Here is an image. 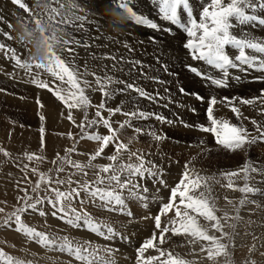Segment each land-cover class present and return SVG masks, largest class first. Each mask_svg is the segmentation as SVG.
Segmentation results:
<instances>
[{
  "label": "rangeland",
  "instance_id": "1",
  "mask_svg": "<svg viewBox=\"0 0 264 264\" xmlns=\"http://www.w3.org/2000/svg\"><path fill=\"white\" fill-rule=\"evenodd\" d=\"M226 2H228V0H226L225 3ZM24 3L37 14L35 17L45 18V20H43V25L46 27L44 29L45 31L40 32L42 37H40V39H36L37 34L35 31L37 30L38 23L35 22V17L29 15V13L23 8L14 4L12 0H0V43L6 46L4 49H0L2 51V67H0V99L2 100V103H0V148L5 149L9 153L8 156H5L3 152H0V208L5 209L4 213H0V249H3L5 253L11 255L12 257L31 261L32 264H78L73 257L60 253L55 249L43 248L35 242L29 241L24 235L17 233L14 230V227L7 228L2 223L3 217H5L7 213L12 212L15 207L19 206L16 196L19 193L23 196V189L27 188L31 195H36L31 192V189L35 186V182L39 179V172L49 174L53 177V179L56 178V167L61 166V161H57L56 164H53L52 161L56 159L57 153H59L61 157L65 156L66 149L71 148L75 143L77 151L68 154L70 159L87 163L89 154L98 147L96 142L89 141L87 139H79L81 130L69 121H67L65 127L59 126V128H44V143L43 147L41 146V132L38 126V122H41V115L39 114L34 119H31L29 116H22L20 114L21 105H24L25 99L30 97L29 94L26 95V97H23V95L21 96L19 94L20 90H24L25 93L30 92L31 90L29 84H31L32 81L24 75L21 76L12 74L10 70L6 68V65L4 64L7 63L9 64V67H17L15 59L11 58V53H7V49H15L16 55L20 58L21 62L23 63L24 61H27L31 65L30 68L26 69L32 76H36L40 80L48 82L49 85L51 84L56 88L62 89L65 94H67L69 86L66 83L62 84V82L58 79L56 81V78H54L51 73L44 68V66H47L52 59L60 56L70 68H74L82 74V80L86 79L89 82L91 88L86 89V94L89 96L94 105H98L102 100V96L98 90H95L97 88L95 77L91 75V73H95L96 76L101 78L107 75L111 76L114 80L132 83L136 87L144 89L149 95H151L150 90L153 87L149 83V79H152V77L151 74L146 72L149 64L142 61L143 55H140L138 45L134 46L137 39L130 36V34L137 29L142 30L149 28L136 25L135 22L131 20L126 22L125 14L127 13L122 11V9L116 5L114 0H109L108 4H104L103 0H61L60 4H50L47 0H24ZM190 5L194 6V9L193 6L190 7L193 9L194 17L199 20L200 18L198 17L200 16L198 15L201 13L202 7L209 6L210 0H190ZM68 6L76 7L78 9L76 11L77 15H86V21L83 23L82 29L77 27L80 23L79 21L76 22V25L60 23V21L66 16ZM51 7L57 8L58 18L52 17L50 19L48 9ZM139 8L141 12L138 11V14L142 13L148 16L142 11V6H139ZM61 9H63V11ZM134 10L137 11L136 9ZM253 14L264 15V12H261L260 9L257 8ZM54 24L55 26L62 24L65 25L66 28L63 31H59L54 28ZM243 27L247 33H252V35H254L255 32L257 34L258 32L264 31V25H259L258 23ZM174 30L175 29L172 28L171 32H167V30L166 32L171 37H175L176 39H178L176 35L183 34V37L180 38V41L183 42H186L187 39H189L183 30L178 27H176V32ZM9 33L12 38H8ZM147 37V39L151 40L153 43L159 42L158 44H161V46H166L167 44L165 39L155 36V40L153 41L151 39L153 36L150 35L149 37L148 35ZM68 40L70 43L67 45L65 41ZM73 40H78L80 45L78 46L71 43ZM83 45L89 46L84 47ZM171 47L172 45L168 46L167 50L164 52H167V54L169 52V54H171ZM135 55H139L141 58H133L132 56ZM112 57H114V59ZM137 61L139 63L134 64V62ZM36 64H39L42 67L37 68L35 66ZM180 68L181 70L176 69L173 72H170L171 70H168V68L167 71H165V67H162V70L164 69L165 74L169 73V76L178 78L181 81L178 84L184 86L183 79L186 77L183 74L181 75L180 72L189 71L185 68V64L183 63L180 64L179 69ZM86 70L89 74L85 76L83 73ZM159 72L161 71L159 70ZM253 73L254 72H251L248 75L251 76ZM157 81L158 83H160V81L164 82V80H161V77ZM254 81L255 79L252 80V82ZM160 84L162 86L163 83ZM110 88L124 89V84H112L110 85ZM156 89H158L159 95L169 94L170 96V93L174 90L171 88V90L165 89L160 91L161 89L158 88V86H156ZM176 89L177 88L174 90L175 92L177 91ZM185 89L189 92V88ZM197 92L200 95L203 94L202 96L205 95L204 92L201 91H192L190 93ZM228 94L230 95L231 93L228 92ZM229 95L226 96L229 98L234 97ZM237 95L239 96L238 93ZM245 96L250 95L243 94V97ZM146 99L147 98L140 97L138 93L133 90L125 89L123 92H117L114 95V98L107 100V103H109L108 101L112 102L115 100V103L124 104L128 111L136 110L138 108L140 110L158 114L161 110L159 107L160 104L159 106H156L151 102L153 107L151 109H147L148 102ZM205 99L203 101H205ZM57 108L58 107H56V109ZM49 109L53 108L49 106ZM94 111V108L89 109L90 119ZM80 113V118L77 122L83 118V113ZM104 114L107 115L106 113ZM117 116H119V114L113 117L114 121H123L126 119L125 116ZM237 120L242 125L240 120ZM132 124L134 127L143 129L144 132L142 134L135 132L131 133L129 132V128L126 127L121 129V131L125 133L127 137L123 135L122 138L119 135V139L125 143H129L131 140V152H139L144 155L147 161L154 162L158 165L162 169V177L167 184V187L161 185L159 177H149L148 179H140L138 181L142 187L147 185L148 191L144 195H146L147 200L149 201L146 200V202H150L151 204L155 203L148 209L145 204L137 206L129 202L132 211L135 214L134 219L129 220L127 217L118 213L98 212L84 193H81V197L85 201L83 204L80 203L79 199L73 202V207L78 210L85 209L96 219L111 222L125 237H128V239H117L110 243L109 241H106L84 230L83 228L76 229L68 226L60 219L51 215L52 209L47 204L43 205L44 210L49 213L47 216L42 217L37 213L29 211L24 215V221L30 226L36 227L40 231H44L58 237L67 235L74 241H79L81 243L84 241H91L93 245L115 247L118 249L114 257L116 258L115 260L117 261V264H137V248L146 239L150 238L154 232L158 234L159 230L155 228L153 217L159 213L162 204L168 202L170 188L176 186L179 182L182 173L185 170L183 167H185V164L187 163L190 170H195V172L206 178L207 183L212 190L211 194L214 198L217 216L223 217L225 213L228 214L229 218L226 221L222 220V223L224 224L223 230L227 232L229 236L223 238L221 241L227 245V255H220L214 260H209L207 258V251H201V247L208 246V242L197 241L195 243H189V240L191 239L190 237L183 235L173 236L171 233L167 234L166 242L163 245L164 250L166 252H171L173 255L186 261H191L192 264H264V175L252 172L249 173V185L260 189V191L255 194H247V202L243 206L239 204V201L245 194H242L238 190H234L232 193H229L228 191L231 189L226 186L229 178L222 175L223 173L238 171L246 162H250L253 166L258 168H264V152L256 150V147L252 148L249 146L247 159H239L237 161L233 160L235 153H231L229 150H226V152H218L217 155H212L208 152L202 154L201 157H193L190 161H187L186 159V161L181 162L182 164L179 160H177L175 166L180 164V167L183 169L180 168L174 170L170 165V162H165L164 158L169 157L175 161L178 152L165 150L164 146L160 145L159 142L153 140L151 135L147 134L149 131H152L155 133H162L164 135L165 127L163 124L161 123L159 125L158 120L154 118H149L147 120L133 119ZM205 124V120H199L196 122V126ZM96 130L97 129L95 128L86 129V131L89 132ZM98 130L103 134H107V130L103 127H100ZM69 132L73 133L75 140L68 137L67 134ZM208 137H211V134L198 138L207 143ZM136 141L140 144L143 143L146 146V151L133 148V143ZM113 151L114 149L110 146L106 149L104 156L97 158L93 161V163H110L106 157L111 155ZM25 153H35L37 156L43 157L44 159L29 162L24 155ZM22 156V161L29 165V170H26V173L23 176L22 172L19 171L18 168V165L21 164L20 158ZM188 156L190 155H187V158ZM123 160L128 161L127 153L123 155ZM131 162L138 163L135 156L132 157ZM116 163L119 164L120 161H117ZM32 167L37 168L38 173H33L30 170ZM63 167L65 171L59 174L60 179L67 180L68 176L72 173H76L75 175H72L73 180L92 181L95 179L96 169L94 168L86 169L88 174L87 176H84L83 174L77 172V170L73 169L70 165L63 164ZM49 170H51V172H49ZM231 179L237 186H243L245 183L243 174L237 177H232ZM52 186L55 187L56 185L53 184ZM60 187L61 190H67L68 188L67 185ZM72 187H76V185L73 184ZM46 189L47 185L41 184L39 195H52V193L47 192ZM15 193L16 195H12ZM151 198L152 200H150ZM237 208H239V218H236ZM173 218L174 212H170L167 215L162 216V225H169V222ZM200 223L209 229L210 234L220 237V232L211 229L210 224L204 221L203 218H200ZM99 254L102 256L105 255L103 251ZM156 255H158V252L154 249H149L145 253V256ZM0 264H3V262L0 261Z\"/></svg>",
  "mask_w": 264,
  "mask_h": 264
},
{
  "label": "snow or ice",
  "instance_id": "2",
  "mask_svg": "<svg viewBox=\"0 0 264 264\" xmlns=\"http://www.w3.org/2000/svg\"><path fill=\"white\" fill-rule=\"evenodd\" d=\"M12 2L23 8L29 15H36L32 13L27 4L24 3V0H12ZM49 2L50 4H60L61 0H49ZM114 2L128 14L130 20L134 21L136 25L144 26L154 31H172L171 27L162 28L152 18L144 14H138L134 10L133 0H114ZM150 6L155 7L157 19H162L170 25L178 27L189 37L183 47L189 50V55L193 61L202 62L207 67L200 68L192 64H186L185 68L206 81L209 86L227 88L230 80H240L241 77L233 75L231 70H238L241 73H248L250 70L264 72V38L256 40L254 36H249L246 31H242L237 36L232 31L236 27L250 26L256 23L264 25V15L253 14L257 8L264 12V0H228L226 3L225 0H210V5L202 8L199 20L193 15L190 0H150ZM77 10L76 7L68 6L66 16L60 23L76 25V22L79 21L80 23L77 27L82 29L83 23L86 21V15H77ZM48 12L50 13V19L58 16L57 8L51 7ZM35 22L38 23L39 19L37 18ZM8 38H12L10 33ZM151 39L154 41L155 37H151ZM65 43L68 45L70 41H65ZM71 43L80 45L78 40H73ZM83 46L88 47L89 45ZM5 47V45L0 44V49ZM228 47H231L236 52L234 56L229 54L227 51ZM7 53H11V58L15 59L17 66L31 67L27 61L21 62L16 55L15 49H7ZM112 58L114 59V57ZM35 66L37 68L42 67L39 64ZM164 67L165 71H167V66L165 65ZM44 68L54 78L61 81L62 84L66 83L69 86L67 94L62 89L50 86L48 82L43 80L33 79L32 82L42 89H48L64 106L67 110L68 121L81 130L79 139L96 142L98 147L89 154L87 163L70 159L68 154L77 151L75 143L71 148L66 149L65 156L61 157L57 153L56 159L52 161L53 164L61 161V166L56 167V178L53 179L51 175L39 172V179L31 189V192L36 195H31L27 188L23 189L24 195L17 197L19 206L15 207L12 212L7 213L3 217L2 223L7 228L14 227L17 233L24 235L29 241L35 242L43 248L55 249L60 253L73 257L78 264H117L114 257L118 249L115 247L93 245L91 241L81 243L74 241L67 235L58 237L30 226L24 221L23 217L29 211L42 217L47 216L49 213L43 208V205L47 204L52 209L51 215L68 226L76 229L83 228L110 243L117 239H128L111 222L98 220L85 209L78 210L73 207V202L79 199L80 203L83 204L85 201L81 197V193H84L98 212L118 213L129 220L134 219L135 214L129 202L146 201L147 197L144 194L148 191L147 185L142 187L138 181L149 177H159L161 185L167 187V184L163 180L162 169L154 162L147 161L143 154L131 152V140L129 143H125L119 139V133L121 129L127 127L133 128L135 133L142 134L144 130L134 127L132 124L133 119L147 120L154 118L161 123L169 124L172 121L162 115L138 108L125 112L119 106L114 108L107 106V100L114 98L117 92H123L125 89L133 90L140 97L153 101L157 99L159 93L156 96H150L147 91L136 87L132 83L114 80L107 75L101 78L96 76L95 73H91L95 77L97 86L95 90H98L102 96L101 102L98 105H94L86 94V89L91 88L89 82L86 79L82 80V74L74 68H70L60 56L52 59ZM209 68L211 70H208ZM88 74L87 70L83 73L85 76ZM255 79H264V77H256ZM160 83L164 82L160 81ZM112 84H124V89H111L110 85ZM179 91L184 95H195L196 99L201 101L205 99L198 92L188 93L182 86L179 87ZM236 101L243 105L259 103L261 105L260 114L264 115V89L261 90V94L258 97L249 99L222 97L218 100L215 95H212L207 101V119L210 121V126L199 125L201 131L214 135L217 145L233 152L246 150V146L255 144L258 140L264 141V125H261L257 120L251 119V123L255 126L257 132V135H251L244 126L233 124L226 119L220 120L214 116V107L218 103H226L237 119H246L242 116L240 108L236 106ZM93 108L95 111L90 119L89 109ZM74 110L83 113V118L79 122L73 115ZM192 111H195V109H192ZM105 112H107V115L104 114ZM117 114L125 116L126 119L114 121L113 117ZM40 120L43 122L45 117L41 115ZM100 127L106 129L107 134L101 133L98 130ZM93 128L97 130L86 131V129ZM40 132L41 146L43 147L45 129L41 127ZM147 134L151 135L155 141L165 138L152 131ZM67 135L75 140L73 133L69 132ZM110 146L114 149L113 153L106 157L110 163L94 164L93 161L103 157L106 149ZM0 152H3L5 156L9 155L3 148H0ZM125 153L128 155V161L123 160ZM24 155L29 162L44 159L35 153H25ZM133 156L136 157L138 163L131 162ZM117 161H120V163L117 164ZM63 164L70 165L84 176L88 174L86 169L94 168L96 169L95 179L92 181L73 180L72 175L76 173L70 174L67 180L60 179L59 174L65 171ZM24 169L29 170V165L25 164ZM30 170L33 173H38V169L35 167ZM250 172L264 175V168H258L250 162H246L238 171L222 174L229 178L226 185L229 189L238 190L245 194L239 201L241 206L247 202V194H254L260 191V189L249 185ZM241 174H243L245 183L243 186H237L231 178ZM41 184L47 185L46 191L52 193V195L40 196ZM53 184L56 186L53 187ZM73 184L76 187H72ZM63 185L68 186L67 190H61L60 186ZM211 193L212 190L206 178L195 172V170H190L189 165L186 163L181 179L176 186L170 188L168 202L163 203L159 213L153 217L155 228L159 230L158 234L154 232L150 238L146 239L137 248V264H192L191 261H186L164 250L163 245L169 233L173 236L183 235L190 237L189 243L197 241L208 242V246H202L201 251H207L209 260H214L220 255L226 256L227 245L221 241L223 238L228 237L229 234L223 230L224 224L222 220L226 221L229 217L227 213L223 217L217 216V209ZM4 212L5 209L0 208V213ZM170 212H174V218L169 222V225H162V216ZM236 212V218H239V208L236 209ZM200 218L208 222L211 229L220 232V237L210 234L209 229L200 223ZM149 249L156 250L158 255L145 256ZM101 251L105 255H100ZM0 261L3 264H32L31 261L12 257L5 253L3 249H0Z\"/></svg>",
  "mask_w": 264,
  "mask_h": 264
},
{
  "label": "bare ground",
  "instance_id": "3",
  "mask_svg": "<svg viewBox=\"0 0 264 264\" xmlns=\"http://www.w3.org/2000/svg\"><path fill=\"white\" fill-rule=\"evenodd\" d=\"M47 1H49V0H47ZM103 2H104V4H108L109 0H103ZM133 3L135 5L134 9H136L137 12L140 11L139 6H142V8L144 9V10L142 9V11L145 12V14H147L155 22L160 24V26L162 28L167 29V28L171 27V28H174L175 29L174 31L176 32L175 26L170 25L168 22H165L162 19H157V12H156L154 6H150V0H133ZM190 6H193V5H190ZM45 9H44V11H45ZM193 9H194V6H193ZM61 10L63 11V9H61ZM31 11H32V13L36 14L33 10H31ZM197 15H198V13H197ZM198 16H200V14ZM33 17H35V15ZM56 17L58 18V16H56ZM37 18L39 19V22L37 24L38 27H37V30L35 32L37 34L36 39H40V37H42V34H40V32L45 31L44 29L46 27V26L44 27V25H43V23H44L43 20H45V18L44 17L43 18L35 17V21ZM198 18H200V17H198ZM53 26L55 29H57L59 31H63L66 28V26L62 25V24L61 25L59 24L56 26L54 24ZM232 31L234 34L239 36L242 31H245V28L243 26L236 27ZM167 32H166V30L165 31H154L151 29H142V30L137 29L136 31L133 32L134 34L132 33V34H130V36L137 39V41L134 43V46L138 45L139 53H140V55H143L142 61L149 64L146 72L148 74H151L152 79H149V83L153 87L150 90V94H151L150 96H156V94L158 93V89H156V86H158V88L161 89L160 91H163L165 89L171 90V88H173L175 90V88H177L176 92L173 90V92L170 93L171 96L169 94H168L169 96L166 94H162V95H159L157 97V99L154 101L146 99L148 102L147 109H151L153 107L151 102L153 104H155L156 106H159V104H160L159 107L161 110L159 111L158 114L162 115V116L166 117L168 120L172 121L171 124L162 123L163 126L165 127L164 128L165 129L164 135L162 133H157V134L164 136L165 138L160 140V141H157V142H159L160 145L164 146V149L167 151H177L178 152V154L176 156L177 158L175 161H174V159H170L169 157L164 158V161L170 162V165L173 167L174 170H176V169L181 168L180 164L175 166V163L177 160H179V162L181 163V162L186 161V159H187V161L188 160L190 161V159L193 157L194 158L195 157H201L202 154L208 153V152H209V154L211 153L212 155H217L218 152H222V151L226 152L227 149H224L223 147L216 144V140H215L214 135L211 133L201 131L199 126H196V122L199 120H202V121L205 120L206 124L204 126H210V121L206 118V112H207V107H208V103H207L208 98L212 95H215L218 100L224 96L227 97L226 95H229L228 92L231 93L229 96L240 97V98H245V99L258 97L261 94V90L264 89V79H255V78L256 77H264V72H256L254 70H250L248 73H241L238 70H231L233 75L241 77L240 80H238V81L237 80H230L229 87H227V88H216L214 86H209L206 81L202 80L201 78H199L197 76H194L193 74H191L189 72H186V71L182 72L181 71L180 74L181 75L183 74L186 78L183 79L184 86L181 84H178L181 81L178 78H174L173 76H169V73H166V74H168V75H166L164 69L162 70V67H164L166 65L168 70L170 69L171 70L170 72H173L176 69L181 70V68L179 69V66L181 63H183L185 65L186 64H192V65L198 66L200 68H206L207 66L204 65L202 62L193 61L191 59V57L189 55V50H186L183 47L185 42L180 41V38L183 37V34L176 35V37L178 38V39H176L175 37H171ZM247 34L249 36H254L256 40H261L262 38H264V31L258 32L257 34L255 32L256 36H255V34L252 35V33H250V34L247 33ZM148 35H149V37L151 35L153 37L156 36L158 38L165 39L167 41L166 46H161V44H158L159 42L153 43L151 40L147 39ZM126 37H127V35H126ZM123 43H125V42H123ZM131 45H132V43H131ZM171 45H172V47H171L172 52L170 51L171 54H169V52H168V54H167V52L165 53L164 51L167 50V47L171 46ZM133 47H132V49L134 50ZM227 51L232 56H234L236 54V52H234L231 49V47H228ZM132 57L133 58L139 57V55H137V56L135 55ZM139 58H141V56ZM92 59H94V58H92ZM4 65H6V68H8L12 74L21 75V76L24 75L25 77H27L31 81H33V79L40 80L38 77L32 76L26 68H23L20 66L9 67L8 63L4 64ZM129 65H131V64H129ZM0 67H2V51L1 50H0ZM152 69H154V70H152ZM159 70L161 72H159ZM208 70H211V69L209 68ZM28 72H29V74H28ZM251 72H254L253 75H251V76L248 75ZM160 77H161V80H164V83L162 84V86L157 81L158 79H160ZM253 79H255L254 82H252ZM52 81L54 83H56L54 80H52ZM56 81H57V79H56ZM29 85H30V90H31L30 92L25 93L24 90H20V93H19L21 96L23 95V97H26V95H28V94L30 95V97H28V99H25L24 105L23 104L21 105L20 114L22 116H24V115L29 116V117H31V119H34L39 114L45 116V121L38 122L39 128H41V127H43V128H48V127L49 128H59V126L65 127L66 126L65 124H67L68 119H67V110L64 108V106L60 102L57 101L55 96L48 89H42V88L38 87L36 84H34L33 82ZM54 85H58V84H54ZM181 86L184 88H187V89L189 88L188 93H190L192 91L204 92V94H205L204 97L206 98L205 101L198 100V99H196V97L194 95H191V94H188V95L181 94L179 91V87H181ZM190 90H192V91H190ZM237 93L239 94V96L237 95ZM243 94L250 95V96L243 97ZM133 95H134V92H133ZM133 97H132V99H133ZM37 101H39V103H37ZM108 102H109V103H107L108 107L114 108V107L119 106L123 109V111H128V109H126V106L122 103H115L116 102L115 100L112 102L111 101H108ZM0 103H2L1 99H0ZM41 105H42V107H41ZM49 106H51L54 110L49 109ZM236 106L240 108L242 116L246 118V119H239L240 122L242 123V125L248 130V132L251 135H257L256 128L251 123V119H255L261 125H264V115H261L260 111H259V109L261 108V105L259 103H256L254 105H243V104H240L239 101H236ZM56 107H58V108L56 109ZM192 109H195V111H192ZM62 113H63V115H62ZM105 113L107 114V112H105ZM80 114H81L80 111H75V110L73 111V115L77 121L80 118ZM213 114L217 119H220V120L226 119V120H229L233 124L241 125L239 123V121L237 120V117L235 116V114L231 111L229 105L226 103H224V104L218 103L214 107V113ZM122 116L123 115L119 114V116H117V117H122ZM181 122H183V123H181ZM158 124L160 125L161 122L158 121ZM132 130H133V128H131V129L129 128V132L134 133V131H132ZM207 134H211V137H208L209 141L207 138V143L204 142V140H201L200 138H198V137L206 136ZM119 135L123 138V135H125V133L120 131ZM132 135H134V134H132ZM125 136L127 137V135H125ZM194 137H197V138H194ZM201 141H203V143H201ZM133 145H134L133 148H136V149L138 148L140 150L146 151L145 150L146 146L143 143L140 144L136 141L133 143ZM250 146L252 148L256 147L257 148L256 150H258L260 152H264V141L258 140L255 144H252ZM248 149H249V146H246V150H237L234 152L231 151V153H235V157L233 160L237 161L239 159L240 160L247 159ZM187 155H190V156H188V158H187ZM20 159H21V164L18 165L19 166L18 168H19V171L22 172V176H23L26 173V170L24 169L25 163L22 161L23 156ZM239 162H242V161H239ZM214 164H216V163H214ZM183 168H185V167H183ZM183 168H181V169H183ZM16 188H17V186H16ZM1 190H2V187H1ZM219 190H221V189H219ZM226 190H228V189H226ZM233 191L234 190L231 189L228 192L232 193ZM237 194H238V192H237ZM12 195H16V193L12 194ZM19 196H21L20 193L16 197H19ZM150 200H152V198ZM147 201H149V200H147ZM130 202L133 203L134 205H137V206H142L145 204L148 207V209L155 203L154 202L151 204L150 202H146V201H130ZM145 214H147V213H145ZM147 219H148V217H147ZM149 219H151V218H149ZM150 222H151V220H150Z\"/></svg>",
  "mask_w": 264,
  "mask_h": 264
},
{
  "label": "clouds",
  "instance_id": "4",
  "mask_svg": "<svg viewBox=\"0 0 264 264\" xmlns=\"http://www.w3.org/2000/svg\"><path fill=\"white\" fill-rule=\"evenodd\" d=\"M125 20H126V22H128L130 20V18H129V16L127 14H125Z\"/></svg>",
  "mask_w": 264,
  "mask_h": 264
}]
</instances>
